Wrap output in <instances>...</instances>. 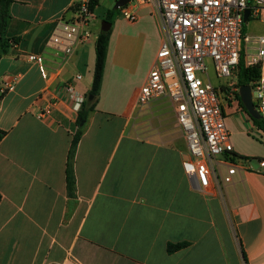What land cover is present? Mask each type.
<instances>
[{"label": "crops", "instance_id": "crops-1", "mask_svg": "<svg viewBox=\"0 0 264 264\" xmlns=\"http://www.w3.org/2000/svg\"><path fill=\"white\" fill-rule=\"evenodd\" d=\"M83 1L9 6V46L0 57V264H264V168L254 162L264 158V147L248 148L256 143L248 130L262 142L264 132L240 101L226 100L229 161L251 158L252 170H237L211 195L190 186L174 104L165 97L136 102L163 37L144 5L134 9L135 22L119 14L111 24L100 91L78 124L63 87L71 84L88 106L100 29L66 58L52 39ZM28 55L42 56L43 68ZM5 83L10 88L2 92ZM78 127L69 197L65 168ZM224 158L217 160L220 175ZM177 243L186 246L168 253L167 244Z\"/></svg>", "mask_w": 264, "mask_h": 264}, {"label": "built area", "instance_id": "built-area-1", "mask_svg": "<svg viewBox=\"0 0 264 264\" xmlns=\"http://www.w3.org/2000/svg\"><path fill=\"white\" fill-rule=\"evenodd\" d=\"M142 5L152 7L163 37L136 102L145 106L165 97L174 104L190 156L183 163L185 174L194 190L211 195L222 185L231 184L237 170H252L251 158L240 163L229 161L233 146L223 105L226 100L239 101L235 75L243 56L246 67L260 69V77L250 87L252 103L264 118V0H130L119 8L120 15L135 22L134 9ZM247 10L248 21L261 26L259 34L250 36L243 32ZM94 19L87 0L75 5L69 18L60 20L61 35L53 37L52 43L59 48L62 58L90 41V24ZM27 60L44 66L42 56L28 55ZM208 64L217 78L232 81L222 89L216 87L211 82ZM9 88L10 84L5 83L2 92ZM63 91L72 109L79 112L84 97L71 84H66ZM48 112L46 107L39 117ZM222 157H226L219 161L225 165L224 175L219 174L217 167V160ZM256 163L258 168H264V158Z\"/></svg>", "mask_w": 264, "mask_h": 264}, {"label": "trees", "instance_id": "trees-1", "mask_svg": "<svg viewBox=\"0 0 264 264\" xmlns=\"http://www.w3.org/2000/svg\"><path fill=\"white\" fill-rule=\"evenodd\" d=\"M12 0H0V57L6 52L9 42L6 39V30L8 27L9 21V6ZM99 4V0H89V5L91 9H94ZM120 14L119 9H110L106 12L104 20L113 23L116 16ZM243 32L245 30L243 28ZM110 36V30L108 32L99 31L95 40V63L93 69V76L91 87L88 92V97L90 101L82 104L80 111L78 112V124L79 122L85 120L88 117L90 111L94 109L95 99L100 91L102 77L104 72V65L106 60V53L108 47V41ZM15 41V40H14ZM260 77V69L257 66L246 67L243 61V56L241 58L240 64L238 66L235 80L238 86L249 85L251 86L253 82L257 81ZM239 99L238 95H236ZM240 106L245 112L241 103ZM246 113V112H245ZM247 114V113H246ZM250 118V117H249ZM253 124L262 132H264V118L252 119ZM82 135V127H78L76 133L72 136L70 141V147L67 154L66 168H65V183L66 190L69 197H74L75 195V177H74V157L75 150L79 139ZM4 136V132L0 131V141ZM186 246V243H177V244H167V252L173 253Z\"/></svg>", "mask_w": 264, "mask_h": 264}, {"label": "rangeland", "instance_id": "rangeland-1", "mask_svg": "<svg viewBox=\"0 0 264 264\" xmlns=\"http://www.w3.org/2000/svg\"><path fill=\"white\" fill-rule=\"evenodd\" d=\"M115 2H116V0H99L98 17L95 20V24H93L92 27L90 28L92 35H93L92 40H94L96 32L101 28V22H100L101 14L100 13L102 11H104L105 9H109V10L112 9L114 7ZM244 30H245L246 34L253 36V35L260 33L261 27L258 23L250 20L246 24H244ZM208 70H209L211 82L214 85H217V84L225 85L228 82L232 81L231 78H229V79L217 78L214 71H213V67L211 64H208ZM248 133H249L250 137H253L254 140L256 141V143L248 144V148L258 150V149L264 147V142H262V140L255 133L251 132L250 130H248ZM254 162L256 163V160H254Z\"/></svg>", "mask_w": 264, "mask_h": 264}, {"label": "water", "instance_id": "water-1", "mask_svg": "<svg viewBox=\"0 0 264 264\" xmlns=\"http://www.w3.org/2000/svg\"><path fill=\"white\" fill-rule=\"evenodd\" d=\"M130 0H116L113 9H119L123 6H125ZM248 15L249 11H245L243 23L246 24L248 21ZM111 23L103 20L101 22V28L100 31L102 32H108L110 30ZM238 97L239 101L244 108L245 112L248 114V116L252 119H260L261 115L257 112L255 106L252 103V93H251V87L249 85H241L238 89ZM90 99V98H89ZM84 122L81 121L80 124L82 125Z\"/></svg>", "mask_w": 264, "mask_h": 264}]
</instances>
